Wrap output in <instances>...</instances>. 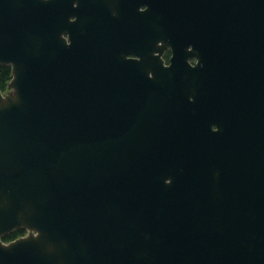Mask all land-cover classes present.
Wrapping results in <instances>:
<instances>
[{
  "label": "water",
  "instance_id": "water-1",
  "mask_svg": "<svg viewBox=\"0 0 264 264\" xmlns=\"http://www.w3.org/2000/svg\"><path fill=\"white\" fill-rule=\"evenodd\" d=\"M144 1L176 45L149 96L136 94L135 63L91 52L81 5L0 0L11 71L0 90V264H264V0ZM191 38L199 60L218 62L219 93L261 100L231 122L255 134L248 146H167L179 94L225 99L179 80Z\"/></svg>",
  "mask_w": 264,
  "mask_h": 264
},
{
  "label": "flooded vegetation",
  "instance_id": "flooded-vegetation-1",
  "mask_svg": "<svg viewBox=\"0 0 264 264\" xmlns=\"http://www.w3.org/2000/svg\"><path fill=\"white\" fill-rule=\"evenodd\" d=\"M73 6H80L83 12H79L80 18L83 19L82 29L86 40L90 42L91 52H98L103 55L105 62L111 60L122 61V57L127 59L129 63H135L132 80L137 83L134 87L137 95H153L150 92L156 82L154 76V67H167L171 64L176 45L172 42L173 37L165 34L166 29H156L151 2L144 0H69ZM75 11L70 15V20L77 19ZM194 35V33H190ZM195 31V35H199ZM216 31L211 30L210 33L202 35L211 36ZM201 35V34H200ZM67 37L66 34H64ZM161 48V52L158 49ZM197 45L193 38L182 48L181 66L179 80L192 79L197 84V89L211 88L214 89V96H225L224 101L212 102L210 97L200 95L199 93L179 94L180 101L178 104H167L170 109L166 108L167 113L176 110L183 112L182 116L174 119L167 117L169 123H166V135L168 141L167 146L170 148L195 149L202 146L208 141H215V144L227 142L228 145H236V141L244 146L251 143L254 133L244 124L241 128L233 123L236 112L241 111L244 117L249 120L252 106L260 105L257 95L248 93L244 97H240L229 87H223L221 93L219 89H215L213 85L219 82L218 62L217 64L211 60V64L201 61L197 57ZM159 55L156 59L155 55ZM200 66L201 75L197 77L195 69ZM212 90L210 95H212ZM142 97V96H141ZM184 97V99H183ZM206 98L204 102H198L197 99ZM243 98V100H241ZM232 99V101H229ZM237 99V100H236ZM146 102V103H145ZM149 101H142L140 105H148ZM206 107L200 108V105ZM215 106V109H213ZM241 106V108H240ZM209 109L211 112H209ZM202 110V111H199ZM198 111V112H197ZM198 113V114H197ZM209 120L211 122L209 123ZM248 127H250L248 125ZM260 139V138H259ZM261 141V139H260ZM186 198V196L184 195ZM169 200H175L174 194L167 196ZM204 205L208 201L207 196L195 197ZM226 199V198H224ZM221 199V200H224ZM160 205L164 206L161 196L158 197Z\"/></svg>",
  "mask_w": 264,
  "mask_h": 264
},
{
  "label": "trees",
  "instance_id": "trees-1",
  "mask_svg": "<svg viewBox=\"0 0 264 264\" xmlns=\"http://www.w3.org/2000/svg\"><path fill=\"white\" fill-rule=\"evenodd\" d=\"M11 78V71L9 65L0 64V90L6 91L7 90V83ZM25 229L18 228L6 234L2 237L3 241H10L18 236H21L25 233Z\"/></svg>",
  "mask_w": 264,
  "mask_h": 264
}]
</instances>
